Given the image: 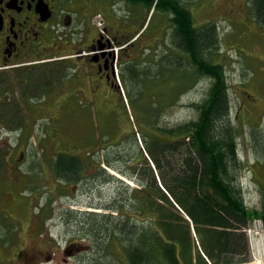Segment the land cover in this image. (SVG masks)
I'll return each mask as SVG.
<instances>
[{
	"label": "rangeland",
	"instance_id": "rangeland-1",
	"mask_svg": "<svg viewBox=\"0 0 264 264\" xmlns=\"http://www.w3.org/2000/svg\"><path fill=\"white\" fill-rule=\"evenodd\" d=\"M186 1L190 4L193 0ZM201 1L206 5H195L194 18L201 25L215 16L213 23L218 34V52L221 50L223 53L220 61L224 64L230 87L231 116L240 159L239 176L248 205L259 206L264 193V30L253 25L248 31L242 23L234 27L235 22L227 13L232 14L231 10L237 9L239 0ZM243 2L246 0H241V4ZM226 5L227 13L217 12ZM255 6H247V11L252 13ZM99 12L105 22L116 23L113 20L119 19L129 25H137L138 28L127 32L125 38L141 43L140 49L156 39L157 14L135 16L117 11ZM101 16L89 18L88 22L97 26V19ZM91 28L89 37L94 36L92 25ZM101 33L107 35L104 28ZM81 36L76 34L74 37ZM64 49L66 52L58 55L70 50L68 47ZM157 49H151L155 54L150 53V48L140 54H149V58L152 55V65L145 64L142 58V61L135 60L130 65L131 69L136 67L144 75L140 84L136 81L138 85L135 88L126 89L123 108L117 107L115 102H119L120 94H113L108 86L95 96L87 90L85 93L77 91L78 88L87 89L84 83L65 81L57 83V94L52 89L55 82L51 84L48 79L43 84L50 85H43L41 92L36 93L39 95L26 96L22 90L25 87L11 89L0 77V97L15 98L19 102L24 100L18 106L22 110L21 115L24 113L23 130L10 128L6 123L0 125V157L6 163L0 171V264L92 263V238L85 234L84 221L79 223L80 218L67 210L107 212L98 207L109 204L125 185L96 176L101 168L119 175L117 177H122L124 183L131 187H138L136 181L109 167L107 160L133 171L141 164H135L134 155L144 151L145 157H149L143 135L153 133L155 120L159 127L170 128L195 119L199 111L193 103L201 102L208 95L211 80L207 76L199 77L193 84L192 79L177 68L168 76H162V48ZM75 50L73 47L69 53ZM77 54L74 52L72 55ZM188 62L185 61L186 65ZM190 84L192 86L188 87ZM92 97L98 99V105L89 101ZM37 101L39 104L34 103ZM16 109L10 108L7 112H16ZM163 109L166 111L161 113ZM134 137L137 142L133 143ZM60 153L79 156L85 161L90 158L91 163L82 171L80 180L64 183L57 179L52 160ZM34 166L39 168V174L35 173ZM248 231L253 261L245 264H264V226L260 221H253ZM102 255L101 252L96 254L101 258Z\"/></svg>",
	"mask_w": 264,
	"mask_h": 264
},
{
	"label": "trees",
	"instance_id": "trees-1",
	"mask_svg": "<svg viewBox=\"0 0 264 264\" xmlns=\"http://www.w3.org/2000/svg\"><path fill=\"white\" fill-rule=\"evenodd\" d=\"M165 1L160 0L159 7L164 6ZM146 3L150 4V0ZM205 3L200 1L199 5L205 6ZM169 4L162 8L174 14L173 26L169 29L158 26L162 17L154 12L153 15L159 16L156 39L146 43L143 49L138 48L141 43L133 41L129 51L135 60L142 61L140 54L146 48L163 45L162 76H168L175 68L188 75L192 84L199 77L207 76L211 80L208 95L201 102L193 103L199 111L195 119L170 128L159 127L155 120L153 133L143 135L149 157H145L144 151L134 155L135 164H141L133 171L107 160L109 167L136 181L138 187H131L101 168L96 176L125 185L124 189L119 185L122 190L109 204L97 206L107 212L67 210L80 218L79 223L84 221L85 234L92 238L91 264L247 263L253 260L247 229L256 220H261L264 225V193L259 206L251 207L240 181L238 143L228 93L230 87L224 64L220 61L223 53L218 52L215 16L199 25L194 18L196 14L190 9H179L174 4L176 9L171 11L167 8ZM257 4L256 12H247L245 16L226 12L231 16L229 19L234 20L235 28L240 26L237 23H242L248 31L253 25L264 30V0H258ZM224 8L217 12L225 13ZM162 16L166 19L169 13L164 12ZM186 60L189 61L187 65ZM64 64V61L58 63L64 71H58L55 76L57 83L63 82L69 72ZM143 75L135 72L126 76V80L124 77L126 89L135 88L136 77L140 80ZM46 80L48 78L42 70L40 81L43 84ZM182 96L183 93L178 101ZM115 102L117 107L125 106L121 94L119 102ZM72 103L76 105V101ZM18 106L19 103L5 102L0 97V125L6 123L10 128L23 130L24 113L21 115ZM10 108H17L16 112L5 118ZM134 142H137L136 137ZM54 157L53 172L64 183L80 180L82 171L91 163L90 158L85 161L82 157L65 153ZM4 166L5 160L0 157V171ZM34 167L35 173L39 174V168ZM59 188L64 190L63 186ZM98 252L103 253L102 258L96 256Z\"/></svg>",
	"mask_w": 264,
	"mask_h": 264
},
{
	"label": "flooded vegetation",
	"instance_id": "flooded-vegetation-1",
	"mask_svg": "<svg viewBox=\"0 0 264 264\" xmlns=\"http://www.w3.org/2000/svg\"><path fill=\"white\" fill-rule=\"evenodd\" d=\"M200 1L193 0L188 4L186 0H166L163 5L171 3L167 8L173 11L176 4L179 9H190L194 14L195 5H199ZM257 1L246 0L241 4L239 0L237 9L231 11L246 15L247 6L252 7L253 4L259 8ZM146 2L147 0L138 3L130 0H0L1 81H6L5 84L11 89L25 87L21 89L27 95L34 96L40 92L42 85H50L41 83V71H44L48 82H55V73L64 71L62 67H58V63L62 62L58 61V54L65 53V47L70 50L74 47L76 50L72 53L69 50L66 60H63L69 64L66 68L69 72L64 77L66 83H84L87 89L78 88L77 91L85 93L87 90L95 96L107 86L113 94H120L121 86L117 77L125 85L124 77L136 72L130 66L135 61L134 55L129 51L131 43L124 38L126 34L123 32L134 29L137 25H129L119 19L113 20L116 23H109L108 20L104 24L106 35L98 31L88 19L100 13L99 10L135 15L151 10L162 17L158 26L162 28L166 25L165 29L173 26L174 14L162 8L164 6L159 7L160 0H150L148 5ZM226 8L227 5L225 12L228 11ZM164 12L169 13V16H165L166 19L162 16ZM253 12H256L254 7ZM91 25L94 36L89 37ZM76 34L82 36L75 38ZM116 45L123 48L116 52ZM74 52L79 54L72 55ZM52 89L55 91V86ZM89 101L98 105L95 97ZM10 114L11 112H7L5 118L11 117Z\"/></svg>",
	"mask_w": 264,
	"mask_h": 264
},
{
	"label": "bare ground",
	"instance_id": "bare-ground-1",
	"mask_svg": "<svg viewBox=\"0 0 264 264\" xmlns=\"http://www.w3.org/2000/svg\"><path fill=\"white\" fill-rule=\"evenodd\" d=\"M130 182V181H129ZM235 264V263H234Z\"/></svg>",
	"mask_w": 264,
	"mask_h": 264
}]
</instances>
